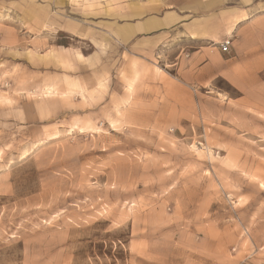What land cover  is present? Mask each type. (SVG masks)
Masks as SVG:
<instances>
[{
  "label": "rangeland",
  "instance_id": "obj_1",
  "mask_svg": "<svg viewBox=\"0 0 264 264\" xmlns=\"http://www.w3.org/2000/svg\"><path fill=\"white\" fill-rule=\"evenodd\" d=\"M163 1L0 0V264H264V0Z\"/></svg>",
  "mask_w": 264,
  "mask_h": 264
},
{
  "label": "crops",
  "instance_id": "obj_2",
  "mask_svg": "<svg viewBox=\"0 0 264 264\" xmlns=\"http://www.w3.org/2000/svg\"><path fill=\"white\" fill-rule=\"evenodd\" d=\"M158 1L153 0V3L159 4H150L149 1L143 0H115V6L110 11L112 36L122 46L129 45L131 47L134 45L136 50L131 47L129 52H138L139 38L144 35L156 33L158 35H155L154 38L159 39L165 30L169 28L180 26L182 29L189 26L188 23H185L183 14L179 11H165V8H167L163 5L165 2L163 0ZM152 11L153 13H151ZM160 33L162 34L159 35ZM189 39L191 42L197 41V38L189 37ZM129 56L131 61L145 60L142 57L133 56L131 53H129ZM222 67L221 64L215 62L209 64L210 70H219Z\"/></svg>",
  "mask_w": 264,
  "mask_h": 264
},
{
  "label": "built area",
  "instance_id": "obj_3",
  "mask_svg": "<svg viewBox=\"0 0 264 264\" xmlns=\"http://www.w3.org/2000/svg\"><path fill=\"white\" fill-rule=\"evenodd\" d=\"M228 46H229V42L228 41H226L223 44H221V46H220L221 52L222 53L228 52V49H229Z\"/></svg>",
  "mask_w": 264,
  "mask_h": 264
}]
</instances>
